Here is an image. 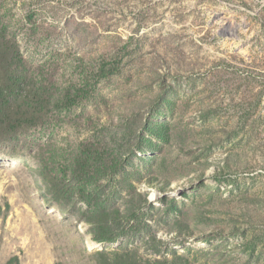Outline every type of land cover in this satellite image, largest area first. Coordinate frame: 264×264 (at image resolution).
Here are the masks:
<instances>
[{"label": "rangeland", "instance_id": "1", "mask_svg": "<svg viewBox=\"0 0 264 264\" xmlns=\"http://www.w3.org/2000/svg\"><path fill=\"white\" fill-rule=\"evenodd\" d=\"M0 19L45 86L89 92L0 133V264H264V0H0ZM85 148L114 174L65 183Z\"/></svg>", "mask_w": 264, "mask_h": 264}, {"label": "trees", "instance_id": "2", "mask_svg": "<svg viewBox=\"0 0 264 264\" xmlns=\"http://www.w3.org/2000/svg\"><path fill=\"white\" fill-rule=\"evenodd\" d=\"M98 77H105L104 68L98 69ZM89 96L85 86L72 87L56 94L51 87H47L32 75L26 66L14 36L8 32L0 19V133L14 134L45 123L55 111L75 106L82 98ZM86 147V146H85ZM85 148L80 154L68 163L63 171L65 183L70 182L76 186L84 185L94 172H103L104 176H111L116 170V165L103 167L97 166ZM96 167V169H95ZM51 193L59 198L60 183L54 175L47 171L46 174ZM8 209V204L5 205ZM1 211V206H0ZM6 264H18L16 256L10 258Z\"/></svg>", "mask_w": 264, "mask_h": 264}]
</instances>
